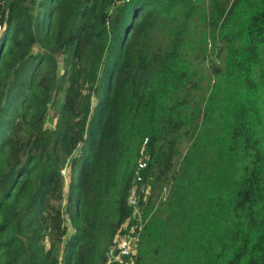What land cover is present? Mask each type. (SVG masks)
Segmentation results:
<instances>
[{
  "label": "trees",
  "instance_id": "16d2710c",
  "mask_svg": "<svg viewBox=\"0 0 264 264\" xmlns=\"http://www.w3.org/2000/svg\"><path fill=\"white\" fill-rule=\"evenodd\" d=\"M194 11L0 0V264H105L125 226L137 254L121 264H159L166 218L184 232L179 264H264V0L209 1L210 59L183 52Z\"/></svg>",
  "mask_w": 264,
  "mask_h": 264
},
{
  "label": "rangeland",
  "instance_id": "374dc122",
  "mask_svg": "<svg viewBox=\"0 0 264 264\" xmlns=\"http://www.w3.org/2000/svg\"><path fill=\"white\" fill-rule=\"evenodd\" d=\"M36 1V0H35ZM195 4V11L193 13L191 24L189 25L188 33L184 39V48L183 52L185 56L189 59L192 58L195 54L201 53V55L206 56L207 59L212 57L211 49H209L208 37V25H207V16H208V3L210 0H193ZM38 2V1H37ZM182 8L176 10L173 15H170L169 18H165L163 20H159L156 24L154 29V33L152 35V46H162L165 45L169 39V31L176 23L179 16H181ZM207 47V48H206ZM153 48V47H152ZM35 51L39 50V48H35ZM210 51V52H209ZM94 104V101H92ZM54 109L49 108V115L48 120L46 123V127L51 129L54 127L55 119L53 117ZM192 168L184 166L183 171H181L180 175V189L183 190L188 183L190 174L192 173ZM69 171L64 168L63 170V177L65 180V194L68 190V182H69ZM179 186V184H178ZM168 196V189L164 190L162 199L164 201L165 197ZM137 198V196H135ZM157 206L151 212H157ZM165 214H160L159 217H166ZM66 216H64L65 218ZM165 223L167 225L168 231L170 233L171 241L170 246L166 247L162 250V254L159 256V264H179V260L181 259L182 255L179 252L180 244L183 242V230L179 229L176 226V222L171 221L170 218H166ZM65 226L67 227V234L65 239L69 237L72 232V228L70 225V221L67 219L65 220ZM142 264H152V259L150 257V251L146 254L144 253L142 258Z\"/></svg>",
  "mask_w": 264,
  "mask_h": 264
},
{
  "label": "built area",
  "instance_id": "2783aa9c",
  "mask_svg": "<svg viewBox=\"0 0 264 264\" xmlns=\"http://www.w3.org/2000/svg\"><path fill=\"white\" fill-rule=\"evenodd\" d=\"M128 205L133 208V216L140 218L135 190H132L130 193ZM126 231H128L127 226H125L124 232L122 234L118 233L108 246L105 253V264H121L125 258L131 259L137 254L136 243L138 242V237L134 235L133 229L125 233Z\"/></svg>",
  "mask_w": 264,
  "mask_h": 264
}]
</instances>
